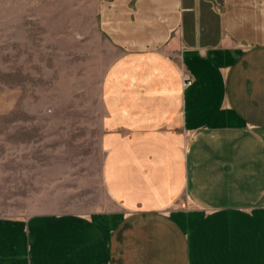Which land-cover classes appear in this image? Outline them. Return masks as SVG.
Wrapping results in <instances>:
<instances>
[{"label":"crops","instance_id":"0c3cea01","mask_svg":"<svg viewBox=\"0 0 264 264\" xmlns=\"http://www.w3.org/2000/svg\"><path fill=\"white\" fill-rule=\"evenodd\" d=\"M100 20L107 199L0 214V264H264V0H103Z\"/></svg>","mask_w":264,"mask_h":264},{"label":"rangeland","instance_id":"374dc122","mask_svg":"<svg viewBox=\"0 0 264 264\" xmlns=\"http://www.w3.org/2000/svg\"><path fill=\"white\" fill-rule=\"evenodd\" d=\"M102 1L0 0V214L107 199Z\"/></svg>","mask_w":264,"mask_h":264},{"label":"built area","instance_id":"2783aa9c","mask_svg":"<svg viewBox=\"0 0 264 264\" xmlns=\"http://www.w3.org/2000/svg\"><path fill=\"white\" fill-rule=\"evenodd\" d=\"M183 81L185 85H190L193 82V76L187 73L184 75Z\"/></svg>","mask_w":264,"mask_h":264}]
</instances>
